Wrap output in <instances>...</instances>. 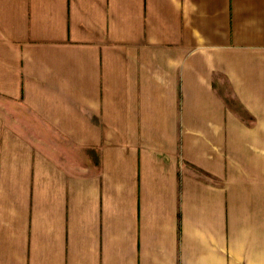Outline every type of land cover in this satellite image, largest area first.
I'll return each instance as SVG.
<instances>
[{"label":"crops","instance_id":"1","mask_svg":"<svg viewBox=\"0 0 264 264\" xmlns=\"http://www.w3.org/2000/svg\"><path fill=\"white\" fill-rule=\"evenodd\" d=\"M0 264H264V0H0Z\"/></svg>","mask_w":264,"mask_h":264}]
</instances>
